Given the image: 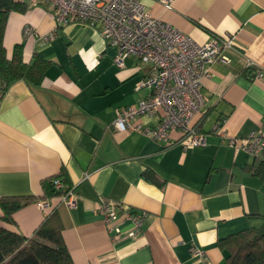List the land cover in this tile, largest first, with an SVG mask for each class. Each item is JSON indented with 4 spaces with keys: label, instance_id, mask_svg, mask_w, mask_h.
Returning <instances> with one entry per match:
<instances>
[{
    "label": "crops",
    "instance_id": "crops-1",
    "mask_svg": "<svg viewBox=\"0 0 264 264\" xmlns=\"http://www.w3.org/2000/svg\"><path fill=\"white\" fill-rule=\"evenodd\" d=\"M138 1L198 44L232 38L229 61H216L203 80L207 102L194 122L205 144L184 149L116 131L117 113L150 92L137 89L146 67L129 57L118 68L97 28L79 21L57 28L47 5L10 12L6 58L21 45L25 63L37 56L49 64L39 87L16 81L0 98V198L41 197L39 183L62 169L77 199L72 208L54 198L46 212L30 203L14 213V224L2 222L0 211V227L31 237L55 209L73 264H200L192 246L212 264H227L218 240L264 223V183L253 175L264 156L230 148L213 126L220 121L227 138H244L264 123V0H171L170 9L162 0ZM50 33L53 39L42 42ZM102 198L146 213L134 240L124 235L127 222L119 236L107 230L96 214Z\"/></svg>",
    "mask_w": 264,
    "mask_h": 264
},
{
    "label": "built area",
    "instance_id": "built-area-1",
    "mask_svg": "<svg viewBox=\"0 0 264 264\" xmlns=\"http://www.w3.org/2000/svg\"><path fill=\"white\" fill-rule=\"evenodd\" d=\"M14 1L32 7L49 6L57 28L76 21L97 28L108 46L114 48L112 58L118 68H122L129 57L136 58L146 67V75L137 89L148 87L150 92L136 108L117 113L113 121L116 131H135L164 145L178 143L184 149L205 144V135L198 128L200 121L194 122L207 102L201 91L203 80L209 77L211 65L216 61H229L224 52L232 47V38L212 36L204 44L193 42L176 28L152 17L138 0ZM161 4L166 9L171 8V0H162ZM52 34L43 35L42 42H50L54 37ZM2 88L0 85V98ZM140 117L155 118L156 124L141 127ZM220 126L221 122H216L213 131L228 139L230 148L243 151L253 159L264 156V123L244 138H227ZM173 133H177L178 137L173 138ZM53 183L57 190L64 188L60 180ZM60 199L73 208L77 194L70 187ZM35 204L39 210L46 212L50 201L42 200ZM96 206V214L101 216L107 230L114 232L115 236L122 234V222L130 225L124 233L127 238L134 240L142 232L146 213L108 198H102ZM189 251L200 264H212L200 248L192 246Z\"/></svg>",
    "mask_w": 264,
    "mask_h": 264
},
{
    "label": "trees",
    "instance_id": "trees-1",
    "mask_svg": "<svg viewBox=\"0 0 264 264\" xmlns=\"http://www.w3.org/2000/svg\"><path fill=\"white\" fill-rule=\"evenodd\" d=\"M28 5L14 0H0V85L3 94L7 86L24 81L32 87H39L48 62L33 56L30 62L23 61L22 46L14 47L10 59L3 50L2 37L10 12L24 13ZM253 175L264 183V159L253 169ZM152 172H144L143 179L157 183ZM60 180L64 188L55 189V181ZM41 197H4L0 198L2 222L14 224L13 215L20 208L42 200L60 198L70 188L65 171L40 183ZM55 209L43 219L31 237H24L0 227V264H73L63 244L62 224ZM218 246L226 252L227 264H264V223L259 228H248L218 240Z\"/></svg>",
    "mask_w": 264,
    "mask_h": 264
}]
</instances>
